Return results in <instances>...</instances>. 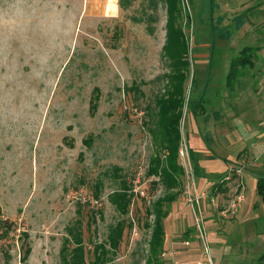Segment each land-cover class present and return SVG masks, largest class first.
I'll list each match as a JSON object with an SVG mask.
<instances>
[{
  "label": "rangeland",
  "instance_id": "1",
  "mask_svg": "<svg viewBox=\"0 0 264 264\" xmlns=\"http://www.w3.org/2000/svg\"><path fill=\"white\" fill-rule=\"evenodd\" d=\"M119 1L24 0L22 14L13 16L7 5L15 0H0V216L15 223L0 240V264H63V242L77 221L92 259L93 242L106 241L122 218L109 199L122 178L147 194L133 191L125 215L133 227L111 263L145 264L142 252L151 234L146 208L165 194L147 171L158 152L149 106L168 72L167 8L162 0H133L128 8ZM181 8L189 39L187 98L204 94L210 100L195 115L185 109L182 135L198 188L208 191L235 160L236 145L225 146L229 133L235 141L247 123L259 122L255 107L261 106L264 131V0H181ZM245 46L259 47L254 66L230 90L229 65ZM244 157L242 150L236 161ZM258 175L244 171L242 203L264 206ZM183 184L164 220V264H246L239 255L256 246L246 236L258 220L242 224L241 233L227 225L218 237L225 222L215 216L208 250L198 238L191 247L179 243L194 221ZM27 244L32 252L23 260ZM191 248L192 258L185 257ZM259 253L252 264L261 263Z\"/></svg>",
  "mask_w": 264,
  "mask_h": 264
},
{
  "label": "trees",
  "instance_id": "2",
  "mask_svg": "<svg viewBox=\"0 0 264 264\" xmlns=\"http://www.w3.org/2000/svg\"><path fill=\"white\" fill-rule=\"evenodd\" d=\"M167 8L166 41L163 46V54L168 63V72L163 75L164 88L156 94L151 111V125L149 130L156 142L158 152L150 159L147 171L148 175L156 176L153 181L155 186L162 185L165 194L158 197L146 208L145 225L151 230L148 247L142 252L145 264H164L163 252L166 242V230L164 220L170 215L172 205L179 199L181 183L185 168L181 164L180 146L183 139L182 121L185 109L195 115L199 109L204 111V103L210 101L204 94L195 99L187 98V81L190 72L189 43L184 31L181 16V0H162ZM123 8H128L133 0H120ZM157 8V2L154 7ZM259 47L245 46L240 54L231 60L226 86L234 90L241 77L247 75V71L254 66L256 51ZM139 91L138 86L131 89ZM96 105L93 108H96ZM122 177V176H121ZM223 183H217L218 189ZM101 182L96 185V196L101 189ZM257 191L264 201V174L257 178ZM134 198V192L126 178L120 181V187L110 194V201L119 211L122 218L109 229L106 241L93 242L92 259L88 260V248L84 237L82 221H77L68 227L61 255L63 264H112L113 256L118 251L125 232L133 227L125 215L130 211ZM93 216V215H92ZM93 223L96 217L93 216ZM89 224V222H88ZM15 229V223L0 216V240L10 235ZM26 237L28 233L24 234ZM32 252L31 245L24 248L23 260H27Z\"/></svg>",
  "mask_w": 264,
  "mask_h": 264
},
{
  "label": "crops",
  "instance_id": "3",
  "mask_svg": "<svg viewBox=\"0 0 264 264\" xmlns=\"http://www.w3.org/2000/svg\"><path fill=\"white\" fill-rule=\"evenodd\" d=\"M243 110L247 112V108ZM253 113H255L254 118L256 117L259 118V122L257 124H252L253 125L252 126L251 123H247L246 130L243 134H241L240 130L237 129L240 135L235 141L234 139H231V136L233 137L232 135L233 133H229L230 135H228L226 139L228 140V142L225 143V146L228 147L229 145L231 146L236 145L231 148L235 156V160L234 161L231 160L232 163L231 165L229 164L230 166H228V169L226 170L225 175L222 177L221 181L216 182V184L220 182L222 183L223 179H226L228 177V174L231 172V169H236V168L241 167L242 168V175H241L242 184L239 186V181L235 177H233L231 180L226 179V182L225 183L223 182L222 186L218 189L217 187H215L216 184L214 185L215 182H212L213 186L211 187V184L209 183L210 180L207 181L206 183L207 189L211 187V190H208L210 196L215 197V199H217L216 196L221 197V202L217 203V200H215V204L211 202L212 206L209 207V204H207V202L210 201V199H206L204 201L203 203L204 223H205L207 234H208V229L210 228V230H212L213 228L211 227L212 225L215 224L213 223L215 216L222 217L225 223H223L222 225V228H223L222 231H220V233L218 234V237H220L219 235L223 232V230H226V228L224 227H226L227 225H228L227 228L229 230L232 228H234L233 230H235V228H237V231L238 230L240 231L242 229L241 228L242 224H244L245 222L249 220L250 221L258 220L257 225L251 226V228L248 230V235L246 236V239L251 238L252 241H255L256 246L255 244H253V246L251 247L246 246L245 249L244 248L242 249V251L240 252L241 254L239 256L241 257V259L247 262L246 264H252V261L254 258L253 254H255L256 251H259L261 252L259 253L261 256V263L259 264H264V206H261L259 202L257 201L253 204V206L252 204L242 203L247 198L245 196L244 200L240 203V205L236 208V210L234 212L230 211V205L232 203V200L234 199V196L236 195V192L237 191L245 192L244 171L250 170L259 175L264 174V148H263L264 131L262 129L263 118L261 114V106L255 107ZM242 150L244 151V156H245L243 161H236L238 153ZM205 172H206V176L209 177L208 171L206 170ZM197 180H198V177H197ZM222 187H223V191H222ZM185 234L187 238L180 240L179 243H181L184 246L191 247L193 244V241L198 238L197 233H196V228L194 227V225L190 226V228L186 230ZM244 235H245V232H244ZM187 242L189 243L187 244ZM208 249H209V246H208ZM165 251L166 250L164 247V252ZM184 255L185 257L192 258L193 249L191 248L190 251L184 252ZM209 255H210L211 260H213L211 253ZM164 257H166V255L163 256V259ZM215 263L216 262H213V264ZM239 264H243V263L240 262Z\"/></svg>",
  "mask_w": 264,
  "mask_h": 264
},
{
  "label": "built area",
  "instance_id": "4",
  "mask_svg": "<svg viewBox=\"0 0 264 264\" xmlns=\"http://www.w3.org/2000/svg\"><path fill=\"white\" fill-rule=\"evenodd\" d=\"M180 157L183 160V166L185 168L184 179H183V200L187 206H189L193 212L194 216V227L196 228L197 237L201 239L204 247L208 250V234L207 229L204 223V207L203 203L206 199H210L212 203L215 204V197H211L208 191H203L198 188L196 175L193 171L192 166L187 162L189 158V151L188 146L185 141L182 139L181 146H180ZM235 173V174H233ZM241 175H242V168L231 169L228 177L226 179L231 180L235 177L239 181V186L242 184L241 182ZM224 181V179H223ZM133 191L135 195H140L142 197L146 196L147 192L146 189L137 190L134 188ZM244 192L237 191L232 203L230 205V211H235L236 208L240 205V203L244 200ZM229 209V207H228ZM189 242H187L188 244ZM208 253V252H207ZM167 253L166 251L163 252L162 256H165ZM210 260L209 253L206 255Z\"/></svg>",
  "mask_w": 264,
  "mask_h": 264
},
{
  "label": "clouds",
  "instance_id": "5",
  "mask_svg": "<svg viewBox=\"0 0 264 264\" xmlns=\"http://www.w3.org/2000/svg\"><path fill=\"white\" fill-rule=\"evenodd\" d=\"M24 0H15V3L7 5V8L11 11V14L13 16H19L23 12V7H21ZM4 13L0 12V16H2Z\"/></svg>",
  "mask_w": 264,
  "mask_h": 264
}]
</instances>
